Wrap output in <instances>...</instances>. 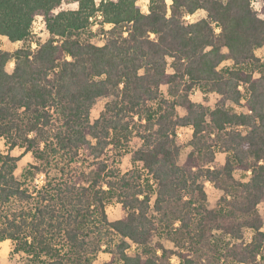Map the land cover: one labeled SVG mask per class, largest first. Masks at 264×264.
<instances>
[{
    "label": "trees",
    "instance_id": "16d2710c",
    "mask_svg": "<svg viewBox=\"0 0 264 264\" xmlns=\"http://www.w3.org/2000/svg\"><path fill=\"white\" fill-rule=\"evenodd\" d=\"M75 1L56 12L62 0H0V37L28 41L38 16L48 32L33 50L0 49V242L31 264H94L102 251L97 264H264V0ZM92 18L101 46L83 37ZM194 89L213 104L191 101ZM15 148L35 160L21 179ZM36 174L41 185L25 184ZM205 182L221 192L212 209Z\"/></svg>",
    "mask_w": 264,
    "mask_h": 264
},
{
    "label": "rangeland",
    "instance_id": "374dc122",
    "mask_svg": "<svg viewBox=\"0 0 264 264\" xmlns=\"http://www.w3.org/2000/svg\"><path fill=\"white\" fill-rule=\"evenodd\" d=\"M100 0H95L96 4L99 3ZM166 4L169 5L171 2H169V0H165ZM77 2L75 0H62L61 5L56 9L57 11H61V10H76V9H71L68 7V5L73 4ZM254 4H256L257 6L260 4L259 1L254 2ZM138 5L140 6L141 10L142 9H146L147 11V2L146 1H139ZM142 12H144L142 10ZM199 13H201V11L196 12L193 15L190 16H186L185 20H187L188 22H193L196 21L198 19H200L201 17H203L204 15H200ZM98 20H100V17H97ZM98 20H95L94 18L91 19V26L88 30L87 33L83 34L84 38H87L91 43L101 46L104 42V36L103 34L100 32V24L98 22ZM106 25L103 26L104 30H108L109 27H105ZM48 39V35H44L41 39L31 33V36L29 38L28 41L26 42H16V43H11L7 40V38L4 37H0V49L4 50V51H8V52H13L25 45H30L31 49H32V45L36 44V46L39 43H42L44 41H46ZM263 52L264 50H259L257 51V56L260 57L261 59L263 58ZM13 62H9L6 65V71L7 72H11V70L13 69ZM190 99L191 101L195 102V103H201L204 106H211L213 104V102L215 101V96L213 94H210L208 96L203 95V93L198 90V89H194L191 93H190ZM109 99H105V98H99L97 99L96 103L94 104L92 110H91V115L90 118L91 120H94L96 118H98L100 112L104 109V105L105 103L108 101ZM243 109L240 107H236L235 111L236 112H240ZM178 113L182 114L183 111L182 110H178ZM191 136V131L188 128H184V129H179L177 131L176 134V141L177 144L180 146L181 149V161H184L185 156L188 152V147H187V143L190 139ZM4 140L2 141L0 139V152L2 153H6L7 152V148L5 146V144L3 143ZM139 144V140L137 138L133 139L132 143H131V147H135ZM10 154L12 156H16L19 157V161L17 162V169L15 171V175L19 178L23 172V170L27 167L28 164H35V160L31 154V152H24V149L22 148H15L13 149ZM131 155L130 153L124 154L123 156H121L118 159V167L120 168V170L122 172H126L128 170L131 169L132 165H131V161H130ZM224 162V154L222 153H217L216 154V158H215V162H214V167H220ZM42 180H43V175L42 174H36L34 176V178H32L30 181H25V184H33V185H40L42 184ZM206 195H207V207L212 209L215 208L217 205V201L219 199L220 196V192L218 190H216L212 185H206L204 186ZM258 210L259 213L262 217L263 223H264V202L261 203L258 206ZM106 215L108 217L109 221H115V220H119L124 216L123 211L121 210L120 205L116 202V201H112L110 204H108L106 206ZM263 230H264V226H263ZM251 237V232L250 231H246L244 232V241L248 242L249 239ZM224 242H227L226 239L223 240ZM161 243L166 247V248H173V245L168 242V241H161ZM136 246L135 245H131L130 249L128 250V254L132 255L136 252ZM110 256L108 253L102 251L100 253H98V255L96 256L95 260H94V264L97 263H101V262H105L107 260H109ZM0 264H31L28 257H26L24 254L22 253H15L13 251V244L11 241L6 240V242H0ZM171 264H179L178 260L176 258H172L171 259Z\"/></svg>",
    "mask_w": 264,
    "mask_h": 264
},
{
    "label": "built area",
    "instance_id": "2783aa9c",
    "mask_svg": "<svg viewBox=\"0 0 264 264\" xmlns=\"http://www.w3.org/2000/svg\"><path fill=\"white\" fill-rule=\"evenodd\" d=\"M31 33L37 35L40 39L44 35H48V32L46 30V24H45L44 20L41 17H39V16L35 17V19L33 20L32 26H31ZM36 47H37L36 44H33L32 45V50L35 49ZM0 139L3 141L2 138H0ZM43 179H44V176H43ZM42 183H43V180H42Z\"/></svg>",
    "mask_w": 264,
    "mask_h": 264
},
{
    "label": "clouds",
    "instance_id": "9594fccd",
    "mask_svg": "<svg viewBox=\"0 0 264 264\" xmlns=\"http://www.w3.org/2000/svg\"><path fill=\"white\" fill-rule=\"evenodd\" d=\"M169 2H170V0H169ZM68 7L71 8V9H76V8H77V4H76V3H73V4L68 5ZM252 7H253V8H257L258 6H257L256 4H253ZM142 10H143V11L145 12V14H146V9H142ZM199 14H200V15H204L203 12H201V13H199ZM105 27H111V25H106ZM216 31L219 32V29H216Z\"/></svg>",
    "mask_w": 264,
    "mask_h": 264
},
{
    "label": "crops",
    "instance_id": "0c3cea01",
    "mask_svg": "<svg viewBox=\"0 0 264 264\" xmlns=\"http://www.w3.org/2000/svg\"><path fill=\"white\" fill-rule=\"evenodd\" d=\"M4 38H5V37H4ZM181 129H184V128H181ZM188 129H189V128H188ZM190 131H191V130H190ZM215 158H216V157H215ZM224 158H225V155H224ZM184 160H185V159H184ZM180 161H181V156H180ZM181 162H183V161H181ZM214 162H215V161H214ZM223 163H224V162H223ZM222 165H223V164H222ZM222 165H221V166H222ZM212 166L214 167V163L212 164ZM206 185L209 186V185H212V184H210L209 182H205L204 186H206ZM219 192H220V191H219ZM220 194H221V192H220ZM219 197H220V196H219ZM3 242H6V241H3ZM3 242H2V243H3Z\"/></svg>",
    "mask_w": 264,
    "mask_h": 264
},
{
    "label": "snow or ice",
    "instance_id": "6c2138e0",
    "mask_svg": "<svg viewBox=\"0 0 264 264\" xmlns=\"http://www.w3.org/2000/svg\"><path fill=\"white\" fill-rule=\"evenodd\" d=\"M170 2H171V0H170Z\"/></svg>",
    "mask_w": 264,
    "mask_h": 264
}]
</instances>
